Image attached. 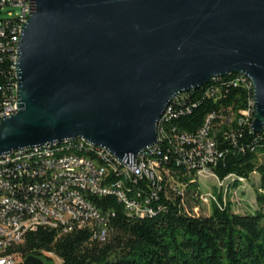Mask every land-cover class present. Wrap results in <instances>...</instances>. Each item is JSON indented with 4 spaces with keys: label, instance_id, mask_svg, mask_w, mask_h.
<instances>
[{
    "label": "water",
    "instance_id": "obj_1",
    "mask_svg": "<svg viewBox=\"0 0 264 264\" xmlns=\"http://www.w3.org/2000/svg\"><path fill=\"white\" fill-rule=\"evenodd\" d=\"M30 2L0 155L79 136L119 160L136 156L157 142L174 97L228 73L251 80L250 129L263 131L264 0Z\"/></svg>",
    "mask_w": 264,
    "mask_h": 264
},
{
    "label": "built area",
    "instance_id": "obj_2",
    "mask_svg": "<svg viewBox=\"0 0 264 264\" xmlns=\"http://www.w3.org/2000/svg\"><path fill=\"white\" fill-rule=\"evenodd\" d=\"M5 6L18 7L19 10L12 18L0 19V64L3 60L10 62L9 76L0 86V118L17 111L15 63L31 2L0 0V11ZM222 77L210 79L213 85L207 87V97H219L222 88L214 84ZM226 84L241 86L248 91L243 107L221 106L206 115L195 133H186L168 126L176 114L175 109L183 105L190 92L178 94L158 122L157 142L136 156L119 160L107 149L79 136L18 148L0 155V264H19L23 256L17 250L18 245L28 231L39 227L60 233L88 228L92 240L105 241L108 219L113 214L101 213L90 200L93 196L113 195L128 216L152 217L163 209V205L156 202L161 190L168 188L183 202L187 183L196 182L200 190L199 203L186 212L203 215V199L218 204L213 191L203 198V178L211 176L216 180V191L222 192L225 202V190L245 182L246 178L228 174L221 180L216 176L212 168L220 153L213 129L221 125L250 129L255 108L252 82L247 76L235 73ZM164 151H172L178 165L185 167L187 176L190 175L186 182L178 180L163 164L167 160ZM139 180L147 182L149 193L143 196L137 190L132 196L128 195L130 188L125 186L126 183Z\"/></svg>",
    "mask_w": 264,
    "mask_h": 264
},
{
    "label": "trees",
    "instance_id": "obj_3",
    "mask_svg": "<svg viewBox=\"0 0 264 264\" xmlns=\"http://www.w3.org/2000/svg\"><path fill=\"white\" fill-rule=\"evenodd\" d=\"M9 71L10 62L3 60L0 86ZM234 75L228 73L215 82L222 88L217 99L206 96L207 87L213 85L211 80L202 89L190 92L183 105L175 109L168 126L195 133L206 115L219 107H243L248 91L226 84ZM213 135L220 156L212 169L219 179L228 174L246 179L254 172L258 174V207L254 212L231 211L230 202H224L222 192L214 189L218 204L211 201L208 214H188L186 209L190 212L199 203L196 182L187 183L183 202L168 188L161 190L156 202L163 209L152 217L128 216L113 195L93 196L90 200L101 213L113 214L108 219L105 241L92 240L88 228L60 233L39 227L25 234L17 250L23 259L52 253L60 260L55 264H264V132L254 133L247 126L221 125L214 126ZM165 153L167 160L163 164L178 180L186 182L190 175L185 167L178 165L172 151ZM125 186L130 188V196L137 190L143 196L150 191L144 180L130 181Z\"/></svg>",
    "mask_w": 264,
    "mask_h": 264
},
{
    "label": "rangeland",
    "instance_id": "obj_4",
    "mask_svg": "<svg viewBox=\"0 0 264 264\" xmlns=\"http://www.w3.org/2000/svg\"><path fill=\"white\" fill-rule=\"evenodd\" d=\"M18 7L5 6L0 11V19L12 18L18 12ZM11 13V16L8 13ZM203 198L208 196L210 191L217 187L216 180L213 177L203 178ZM259 183L258 174L254 173L245 182L235 184L231 186L228 190H225L224 196L226 201L230 202L231 211L235 213H247L254 212L258 205L256 203L255 190ZM217 190V189H215ZM203 214H208L210 211V201L208 199H203ZM45 256L39 257L43 264H55L60 260L52 253H44Z\"/></svg>",
    "mask_w": 264,
    "mask_h": 264
}]
</instances>
